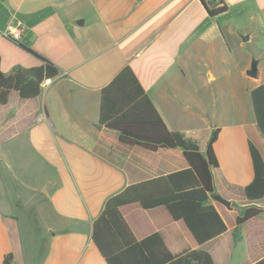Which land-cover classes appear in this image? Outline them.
I'll use <instances>...</instances> for the list:
<instances>
[{"label":"crops","instance_id":"obj_1","mask_svg":"<svg viewBox=\"0 0 264 264\" xmlns=\"http://www.w3.org/2000/svg\"><path fill=\"white\" fill-rule=\"evenodd\" d=\"M224 2L227 11L212 17L201 0H0L3 72L43 59L60 69L39 97L12 90L0 105V264L9 253L12 264H108L92 240L108 198L190 167L180 148L128 146L98 127L101 91L126 66L168 127L202 152L220 129L209 204L228 228L201 245L164 206L133 203L121 211L136 237L160 233L173 254L204 250L215 264L264 259V212L237 222L245 207L264 209V197H245L251 144L264 159L251 100L264 83V0ZM15 20L27 27L20 42L4 35ZM253 62L257 78L247 75Z\"/></svg>","mask_w":264,"mask_h":264},{"label":"trees","instance_id":"obj_2","mask_svg":"<svg viewBox=\"0 0 264 264\" xmlns=\"http://www.w3.org/2000/svg\"><path fill=\"white\" fill-rule=\"evenodd\" d=\"M210 16L227 11L224 0H201ZM34 67L18 65L12 72L1 69L0 105L9 100L12 90L23 99L41 95L46 80L55 79L60 69L43 59ZM257 127L264 136V83L251 91ZM100 124L117 131L120 141L128 146H142L156 151L159 148H180L190 167L186 170L158 176L131 184L114 194L105 203L100 216L92 225V240L108 264H215L204 250H187L173 254L163 236L154 233L138 239L123 215V206L139 203L145 209L164 206L174 220H183L196 241L205 244L227 231V224L209 199L215 194L213 169L219 167L214 145L220 129H215L205 152L196 140L184 132L168 127L151 97L141 85L130 66H126L101 91ZM254 179L245 188V197L253 202L264 197V159L251 144ZM264 209L250 205L241 210L237 219L243 225L262 215ZM13 254L5 256L3 264H12ZM256 264H264V259Z\"/></svg>","mask_w":264,"mask_h":264},{"label":"built area","instance_id":"obj_3","mask_svg":"<svg viewBox=\"0 0 264 264\" xmlns=\"http://www.w3.org/2000/svg\"><path fill=\"white\" fill-rule=\"evenodd\" d=\"M26 30L27 27L20 20H15L7 26L4 35L14 42H20Z\"/></svg>","mask_w":264,"mask_h":264},{"label":"water","instance_id":"obj_4","mask_svg":"<svg viewBox=\"0 0 264 264\" xmlns=\"http://www.w3.org/2000/svg\"><path fill=\"white\" fill-rule=\"evenodd\" d=\"M81 23H83V20H81ZM248 37H245V40H247ZM247 75L249 77H252V78H257L258 77V67H257V63L256 62H253L252 65H251V68L247 71ZM103 125L99 124L98 127L99 128H102ZM215 198L222 202L223 204H226L227 206H230L231 202L224 199L223 197H221L220 195H215Z\"/></svg>","mask_w":264,"mask_h":264},{"label":"flooded vegetation","instance_id":"obj_5","mask_svg":"<svg viewBox=\"0 0 264 264\" xmlns=\"http://www.w3.org/2000/svg\"><path fill=\"white\" fill-rule=\"evenodd\" d=\"M251 65H252V64H251ZM250 68H251V66L249 67V69H250ZM249 69H248V70H249Z\"/></svg>","mask_w":264,"mask_h":264},{"label":"rangeland","instance_id":"obj_6","mask_svg":"<svg viewBox=\"0 0 264 264\" xmlns=\"http://www.w3.org/2000/svg\"><path fill=\"white\" fill-rule=\"evenodd\" d=\"M7 186V185H6ZM8 187V186H7Z\"/></svg>","mask_w":264,"mask_h":264}]
</instances>
